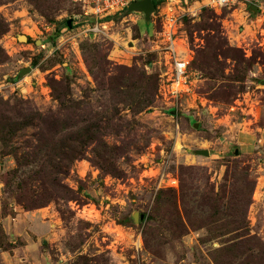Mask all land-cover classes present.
Instances as JSON below:
<instances>
[{"label": "rangeland", "instance_id": "374dc122", "mask_svg": "<svg viewBox=\"0 0 264 264\" xmlns=\"http://www.w3.org/2000/svg\"><path fill=\"white\" fill-rule=\"evenodd\" d=\"M194 1L163 99L158 10L92 33L74 0H0V264H264V0Z\"/></svg>", "mask_w": 264, "mask_h": 264}, {"label": "built area", "instance_id": "2783aa9c", "mask_svg": "<svg viewBox=\"0 0 264 264\" xmlns=\"http://www.w3.org/2000/svg\"><path fill=\"white\" fill-rule=\"evenodd\" d=\"M82 8V15L91 24L88 27V32L96 33L101 31L108 22H111L114 17L125 12L127 6L137 0H74ZM171 0H160V3L155 6L162 15L160 22V35L164 43V70L160 74L161 80L158 88V93L163 99H176L182 94H188L191 91V79L189 78V61L183 54V50L177 49L175 39L177 30V15L172 10V6L168 4ZM251 0H195L198 4L194 9L202 6L210 8H221L223 6L246 3ZM261 9L264 18V7L257 4V10ZM160 10V11H159ZM154 12L152 14H154Z\"/></svg>", "mask_w": 264, "mask_h": 264}, {"label": "crops", "instance_id": "0c3cea01", "mask_svg": "<svg viewBox=\"0 0 264 264\" xmlns=\"http://www.w3.org/2000/svg\"><path fill=\"white\" fill-rule=\"evenodd\" d=\"M188 56V55H187ZM239 139H240V143L244 146H248L251 144V140L252 137L249 135L248 136H244V135H239ZM248 139H250L249 141H247ZM30 215L29 212H19L17 214H15V216L13 217H5L1 220L6 232L10 235V238H14L16 235H23L26 238V245H23V247L20 250L23 251L21 253H24L23 257L20 258H24L27 257L25 260H30V255L32 254H26V250H28L27 246L29 244H31L32 240L29 239V235L28 233H26L25 227L26 224L29 223L30 220ZM17 250H15L16 252ZM14 252V253H15ZM3 255H5L4 260H6L8 263L10 262H14L15 261V257L13 254L10 253H3ZM32 256V255H31Z\"/></svg>", "mask_w": 264, "mask_h": 264}, {"label": "water", "instance_id": "95a60500", "mask_svg": "<svg viewBox=\"0 0 264 264\" xmlns=\"http://www.w3.org/2000/svg\"><path fill=\"white\" fill-rule=\"evenodd\" d=\"M252 8L254 9V12H256L257 6L253 5ZM154 10H155V6H154L152 0H137V1L130 3L127 6L125 12H127V13H131V12L141 13L144 17V20L149 21L150 15L154 12ZM71 21H72L71 18L67 19L66 23H67L68 27H71ZM23 38H25V37H23ZM29 70H30V68L28 67V68L22 70L20 72V74L21 75L25 74ZM194 126L196 127V123H194ZM203 153L205 154V151H203ZM134 216H136V215H134Z\"/></svg>", "mask_w": 264, "mask_h": 264}, {"label": "trees", "instance_id": "16d2710c", "mask_svg": "<svg viewBox=\"0 0 264 264\" xmlns=\"http://www.w3.org/2000/svg\"><path fill=\"white\" fill-rule=\"evenodd\" d=\"M154 6L158 5L160 3V0H152Z\"/></svg>", "mask_w": 264, "mask_h": 264}, {"label": "bare ground", "instance_id": "6f19581e", "mask_svg": "<svg viewBox=\"0 0 264 264\" xmlns=\"http://www.w3.org/2000/svg\"><path fill=\"white\" fill-rule=\"evenodd\" d=\"M21 39H24L23 37H21Z\"/></svg>", "mask_w": 264, "mask_h": 264}]
</instances>
